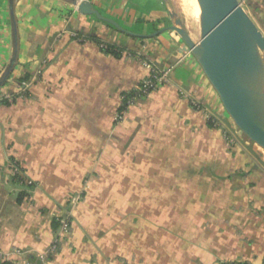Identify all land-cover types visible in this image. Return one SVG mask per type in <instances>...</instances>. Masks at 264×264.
Instances as JSON below:
<instances>
[{
  "label": "crops",
  "instance_id": "0c3cea01",
  "mask_svg": "<svg viewBox=\"0 0 264 264\" xmlns=\"http://www.w3.org/2000/svg\"><path fill=\"white\" fill-rule=\"evenodd\" d=\"M75 1L120 29L73 0H0V98L30 84L0 106V263L260 264L264 156L231 128L224 141L191 105L227 120L181 38L151 32L155 0ZM241 1L264 35V0ZM100 43L170 70L121 122L122 97L148 71Z\"/></svg>",
  "mask_w": 264,
  "mask_h": 264
},
{
  "label": "water",
  "instance_id": "95a60500",
  "mask_svg": "<svg viewBox=\"0 0 264 264\" xmlns=\"http://www.w3.org/2000/svg\"><path fill=\"white\" fill-rule=\"evenodd\" d=\"M200 40L189 37L182 21L165 30L175 32L202 69L234 125L264 150V35L239 0H197ZM82 15L101 17L86 1L77 3ZM120 29V28H119Z\"/></svg>",
  "mask_w": 264,
  "mask_h": 264
},
{
  "label": "built area",
  "instance_id": "2783aa9c",
  "mask_svg": "<svg viewBox=\"0 0 264 264\" xmlns=\"http://www.w3.org/2000/svg\"><path fill=\"white\" fill-rule=\"evenodd\" d=\"M72 37H76L78 41H82V38H77V35L72 34ZM100 49L103 51L107 47L105 43H102L99 45ZM122 57L128 58V59H134L139 62H141L144 67L147 69L148 74L147 76L141 81V83L136 87L135 91L133 92L132 96L127 97L124 95L122 97L121 107L118 114H116L115 120L116 121H122L125 118L126 111L134 106L138 100V98L149 95L152 91H155L156 89L162 87L163 85H167L170 82V70L169 69H159L158 67H155L154 65L150 64L142 55L141 52H128V51H118ZM30 86L29 83L22 82L17 83L15 87V94L13 95H5L0 98V106L4 105L5 103L12 104L16 100H21L27 97V91L28 87ZM191 105L194 107L196 111H199L202 115L206 123H208L212 128L220 129L223 135L225 136L226 141H231L229 135H227L226 130L221 126V124L218 122V119L210 113L208 110H206L203 106L199 105L197 102L191 101ZM15 171L17 172V169L15 168ZM68 219L61 221V227L63 231H67L68 229ZM57 251V245L54 243L50 247V253H55ZM231 264V263H228ZM242 264H248V263H242ZM260 264H264V259Z\"/></svg>",
  "mask_w": 264,
  "mask_h": 264
},
{
  "label": "rangeland",
  "instance_id": "374dc122",
  "mask_svg": "<svg viewBox=\"0 0 264 264\" xmlns=\"http://www.w3.org/2000/svg\"><path fill=\"white\" fill-rule=\"evenodd\" d=\"M239 1L242 3L241 0H239ZM192 4L194 5V1L193 0H155L154 2L152 1V3L150 5H149V3H147V8L150 7V9H156L157 11L163 13L162 20H161V22H159V25L157 26V28L156 29H152V26H151V32L152 33L153 32H155V33L157 32V34H159L161 31L165 30L167 27L175 25L173 20L175 18H179L182 21V24L184 25L187 33L190 31V32H193V34L195 35V33L197 31V36L193 35L192 37H190L192 39V41L197 44L199 42V40H200V34H199V27H198V23H197L196 10L194 9L195 6L193 8ZM141 5H142V2H141ZM127 20H128L127 23H131L132 21H134V24H138L137 23L138 18H132L131 17V18H127ZM255 20H257V19H255ZM118 25L124 30H128V31H131V32L133 31V28L132 27H128V25H125V24H122V25L118 24ZM135 31H133L134 34H137ZM137 32H139V31H137ZM262 56L264 58V55H262ZM125 59H128V58H125ZM163 86H166V85H163ZM205 109L208 110L207 108H205ZM210 113H212V112H210ZM216 118L218 119V122L221 124V126L223 128V131L225 129L227 135H229L231 139L233 138V136L230 134V131H229L230 128H231V131H235L234 132L235 136L242 137V139H244L245 141H247V143H249V146L254 147L253 153H257L259 155L264 156V150L262 148L258 147L256 144H253L234 125L233 121L229 118V116L227 117V120L226 119L222 120V119H220L218 117H216ZM222 138H223L224 141H226L225 136L223 135V133H222ZM81 200H82V198L79 195H76L75 197L71 198L70 202H71V204L73 206H75ZM69 230L70 229L68 227L66 232L68 233Z\"/></svg>",
  "mask_w": 264,
  "mask_h": 264
},
{
  "label": "trees",
  "instance_id": "16d2710c",
  "mask_svg": "<svg viewBox=\"0 0 264 264\" xmlns=\"http://www.w3.org/2000/svg\"><path fill=\"white\" fill-rule=\"evenodd\" d=\"M101 44H102V43H100L99 45H101ZM105 45H106L107 48H106L105 50H103L104 53H108V54H111V55H114V56L119 57L120 53H119L118 51H122L121 49H119V48H117V47H114V46H112V45L106 44V43H105ZM27 79H28V77L26 76V77L20 79V80L18 81V83L25 82ZM132 94H133V93H130V94H127L126 96H127V97H130V96H132ZM209 126H210V125H209ZM210 127H211V126H210ZM0 264H1V263H0Z\"/></svg>",
  "mask_w": 264,
  "mask_h": 264
},
{
  "label": "bare ground",
  "instance_id": "6f19581e",
  "mask_svg": "<svg viewBox=\"0 0 264 264\" xmlns=\"http://www.w3.org/2000/svg\"><path fill=\"white\" fill-rule=\"evenodd\" d=\"M194 1V5L192 4V6H193V8H194V6H195V10H196V16H197V23H198V27H199V34H200V25H199V12H200V10H199V6H198V3H197V0H193ZM188 35H189V37H192L194 34H193V32H188ZM194 36H197V31H196V33H195V35Z\"/></svg>",
  "mask_w": 264,
  "mask_h": 264
}]
</instances>
